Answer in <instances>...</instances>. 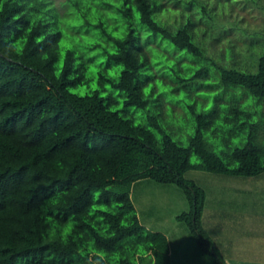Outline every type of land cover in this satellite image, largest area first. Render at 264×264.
<instances>
[{"label":"trees","instance_id":"16d2710c","mask_svg":"<svg viewBox=\"0 0 264 264\" xmlns=\"http://www.w3.org/2000/svg\"><path fill=\"white\" fill-rule=\"evenodd\" d=\"M61 4L0 0V264H172L133 203L142 178L184 189L176 218L226 264L183 174L264 173V49L253 70L220 63L161 0Z\"/></svg>","mask_w":264,"mask_h":264},{"label":"rangeland","instance_id":"374dc122","mask_svg":"<svg viewBox=\"0 0 264 264\" xmlns=\"http://www.w3.org/2000/svg\"><path fill=\"white\" fill-rule=\"evenodd\" d=\"M53 1L63 10L65 5L61 2L64 0ZM161 1L163 9L159 16L168 25H180L186 21L187 15L191 16L195 37L208 55L225 65L255 69L256 57L264 49V0H199L205 3L212 17L194 4L185 6L186 0ZM73 90L84 93L86 87L80 86ZM175 127H184V131L181 129V135L175 133L172 136L182 144H187V133L193 129L190 119L181 118ZM191 161L198 163L200 159L193 155ZM183 177L193 182L202 194L199 196L203 205L200 224L214 244L217 246L219 239L221 246L236 251L240 245L236 240L242 235V243L250 245L246 249L250 251L247 254L251 255L246 260H250L251 264L264 263V173L246 178L190 168ZM131 197L140 221L148 229L161 230L169 236L174 261L177 260L175 254L178 251L187 260L185 264H214L212 255L197 249L190 228L176 218L191 207L183 188L175 183L142 178L133 183ZM231 229L247 233L240 235L239 232L234 236L236 240L229 242L230 239L225 235ZM224 237L227 238L226 242ZM220 251L224 254L222 249ZM237 258L236 255L225 256L226 264H235Z\"/></svg>","mask_w":264,"mask_h":264},{"label":"crops","instance_id":"0c3cea01","mask_svg":"<svg viewBox=\"0 0 264 264\" xmlns=\"http://www.w3.org/2000/svg\"><path fill=\"white\" fill-rule=\"evenodd\" d=\"M152 230L159 231V230H156V229H152ZM164 233H165V235H166V237L168 239L169 253H170V256H171L172 264H181V262H183V264H185V261H187V260H185V258L183 257V254L181 253V255H180V253L178 251H176V254H175L177 260L176 261L173 260V258H174L173 257L174 251L172 250V247H171V240H170L169 236L166 234V232H164ZM237 233H239L241 235V234H246L247 231H242V230H239L238 231V230H235V229H231L230 230V233L229 234H226L225 236L230 239L229 242H234L236 240V238H237V237H234V236ZM218 234H221V232L218 231ZM226 237H224L225 238V240H224L225 242L227 241L226 240L227 239ZM242 239L243 238H242V235H241V237H239V239L236 240L237 242H240V245L238 246V248H237L236 251H232L230 248L228 249L227 246H223V245L221 246V244H222L221 240L217 239V242H220V243L217 244V246L219 247V249H222L223 250V253L225 254V255L223 254L224 259H225V256H229V255L231 256V255H233V257H235V255H236L238 257L237 258L238 260H235L236 261V263L234 262L235 264H251V263H249L250 260H246V258L248 257V255H251V254H247L250 251H248L246 249V247H250V245H249V243H246V244L245 243H242ZM262 253L264 254V252H262ZM242 258H245V259H242ZM226 262H227V260L225 259V263ZM261 264H264V263L262 262Z\"/></svg>","mask_w":264,"mask_h":264}]
</instances>
